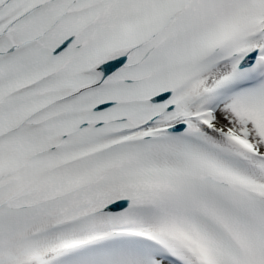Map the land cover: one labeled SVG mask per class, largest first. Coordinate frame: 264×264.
<instances>
[{"label":"snow or ice","instance_id":"6c2138e0","mask_svg":"<svg viewBox=\"0 0 264 264\" xmlns=\"http://www.w3.org/2000/svg\"><path fill=\"white\" fill-rule=\"evenodd\" d=\"M0 264H264V0H0Z\"/></svg>","mask_w":264,"mask_h":264}]
</instances>
